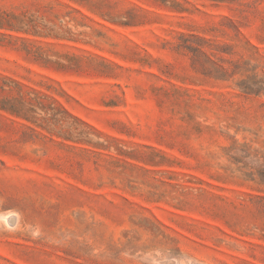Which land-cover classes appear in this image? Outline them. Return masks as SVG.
I'll use <instances>...</instances> for the list:
<instances>
[{"label": "rangeland", "instance_id": "1", "mask_svg": "<svg viewBox=\"0 0 264 264\" xmlns=\"http://www.w3.org/2000/svg\"><path fill=\"white\" fill-rule=\"evenodd\" d=\"M0 264H264V0H0Z\"/></svg>", "mask_w": 264, "mask_h": 264}]
</instances>
